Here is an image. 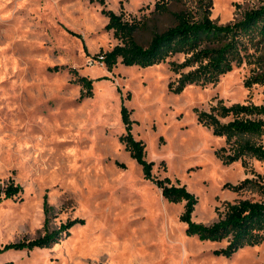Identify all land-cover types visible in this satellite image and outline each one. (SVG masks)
I'll return each instance as SVG.
<instances>
[{
  "label": "rangeland",
  "instance_id": "374dc122",
  "mask_svg": "<svg viewBox=\"0 0 264 264\" xmlns=\"http://www.w3.org/2000/svg\"><path fill=\"white\" fill-rule=\"evenodd\" d=\"M103 1L0 0V247L45 232L46 197L53 207L50 229L84 219L49 247L1 252L0 264H264V241L226 257L216 250L227 241L188 235L181 220L185 201L166 199L120 140L126 132L123 99L132 110V132L154 163V177L179 180L198 197L192 215L197 222L217 220L226 201L259 199L226 183L258 176L264 182V161L248 156L245 163H225L218 151L226 137L203 124L197 112L219 102L264 103V36L251 32L243 63L217 81L181 86L171 59L146 67L119 61L107 68L100 55L119 39L106 28L104 7L124 11L128 19L153 17L136 34L144 44L151 27L157 23L163 30L173 19L152 14L157 0ZM263 5L171 0L172 9L197 18L208 14L222 25ZM70 68L93 80L91 96L79 101L82 87ZM253 140L264 144V136ZM11 181L23 191L5 198Z\"/></svg>",
  "mask_w": 264,
  "mask_h": 264
},
{
  "label": "trees",
  "instance_id": "16d2710c",
  "mask_svg": "<svg viewBox=\"0 0 264 264\" xmlns=\"http://www.w3.org/2000/svg\"><path fill=\"white\" fill-rule=\"evenodd\" d=\"M103 4L104 1L100 0ZM102 13L108 17L107 29H112L119 43L112 49L104 51L103 62L109 70L121 61L125 65L149 66L170 60L173 70L181 74V86L191 83H207L217 81L220 75L231 71L234 66L244 61L243 50L246 48L245 38L256 31L264 36V5L249 10L243 20L235 24L222 25L215 22L208 14L197 18L185 9H172L171 0H157L153 15L169 14L173 23L163 30L158 29L157 23L151 27V37L147 43H141L136 34L147 28L154 18L128 19L124 11L116 13L104 7ZM182 54L183 60L174 57ZM63 67L55 66V70ZM188 68L187 71L184 69ZM75 77L73 82L82 87L79 97L81 101L93 94V80L70 68ZM250 85V81H246ZM120 91V89H119ZM131 94L128 93V96ZM132 110L122 99L121 116L126 132L120 136L138 164L143 168L144 176L155 181L162 195L171 202L185 201V209L181 220L187 224L188 235H197L201 240L222 242L227 244L216 250V253L231 257L239 249L247 245H255L264 241V182L258 177H246L236 184L226 183L230 189L243 193L252 190L260 196L259 199L239 198L226 201L224 210L218 219L210 224L197 222L193 219V211L198 203V197L179 180L172 181L170 177L157 178L153 175V161L145 157L146 144L137 139L133 132ZM199 120L211 127L217 135L226 137V145L218 151L225 163L241 160L252 156L264 161V144L256 142L254 137L264 136V103H233L224 105L219 102L210 109L198 110ZM260 175V174H258ZM23 191L20 184L10 182L3 189L4 197L10 198ZM1 200V193H0ZM52 206L47 197L44 201L45 232L30 240L9 242L0 247V253L9 249H33L49 247L69 235L70 228L84 222L82 218L70 219L59 228L50 229L48 224Z\"/></svg>",
  "mask_w": 264,
  "mask_h": 264
},
{
  "label": "built area",
  "instance_id": "2783aa9c",
  "mask_svg": "<svg viewBox=\"0 0 264 264\" xmlns=\"http://www.w3.org/2000/svg\"><path fill=\"white\" fill-rule=\"evenodd\" d=\"M103 58H104V56L103 55H100V59H101L102 62H103Z\"/></svg>",
  "mask_w": 264,
  "mask_h": 264
}]
</instances>
